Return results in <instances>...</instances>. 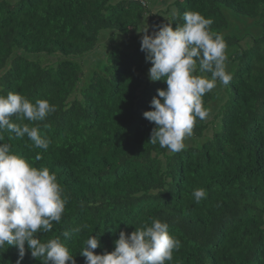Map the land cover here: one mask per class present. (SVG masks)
<instances>
[{
    "label": "trees",
    "instance_id": "16d2710c",
    "mask_svg": "<svg viewBox=\"0 0 264 264\" xmlns=\"http://www.w3.org/2000/svg\"><path fill=\"white\" fill-rule=\"evenodd\" d=\"M189 11L213 20L233 78L203 96L208 118L197 119L185 150L173 154L149 141L155 125L143 112L167 85L149 81L136 34L146 21L152 33L183 25ZM88 57L96 65L90 76ZM9 92L56 106L44 121L12 117L38 126L47 150L0 133V144L47 167L64 190L61 221L37 234L42 243L58 237L85 264L79 252L89 236L100 243L94 253L104 254L120 231L159 219L181 242L166 264H264V0H0V95ZM197 188L207 192L200 203ZM5 248L0 264H16L17 248ZM21 264L43 258L26 246Z\"/></svg>",
    "mask_w": 264,
    "mask_h": 264
},
{
    "label": "clouds",
    "instance_id": "9594fccd",
    "mask_svg": "<svg viewBox=\"0 0 264 264\" xmlns=\"http://www.w3.org/2000/svg\"><path fill=\"white\" fill-rule=\"evenodd\" d=\"M183 19V25L173 28L169 23L152 34H148L147 25L139 30L143 33L140 50L145 53V61L151 63L149 81L163 80L167 85L166 89H157L150 101L152 110L143 112V117L155 125L149 141L158 142L173 154L185 150V140L192 136L197 119L208 118L210 109L204 106L203 96L216 88L218 81L227 86L233 78L226 68L228 45L221 34L210 29L213 20L191 11L185 12ZM197 70L200 75L195 74ZM55 111L56 106L48 100L32 103L18 93L0 95V133L13 132L18 139L26 135L34 147L47 150L51 141L39 135L38 126L18 125L12 117L40 122ZM40 158L38 154L36 159ZM63 192L55 173L47 167H33L13 154L7 144H0V249L5 250V245L16 247V264H21L26 246L33 258H43V264H76L74 255L58 237L42 243L37 235L51 231L53 222L60 223L67 203ZM192 195L200 203L207 192L197 188ZM69 235L68 231L63 233L65 238ZM114 244L113 251L95 254L93 250L100 243L91 235L79 254L85 264H166L181 247L180 240L170 235L169 224L159 219L127 235L120 231Z\"/></svg>",
    "mask_w": 264,
    "mask_h": 264
},
{
    "label": "rangeland",
    "instance_id": "374dc122",
    "mask_svg": "<svg viewBox=\"0 0 264 264\" xmlns=\"http://www.w3.org/2000/svg\"><path fill=\"white\" fill-rule=\"evenodd\" d=\"M167 3H169V2H167ZM167 3H166V1L164 2V4H161V3H159L157 6H155L154 8H155V10H152V13L153 14H158L159 12H158V10L159 11H163L164 9H165V7H166V5H167ZM157 11V12H156ZM235 20H236V18H235ZM146 25H147V27H148V34H152V32H151V30H150V27H149V23H148V21H146ZM240 25V29L243 31V32H250L248 29L250 28V25H244V27L241 25V24H239ZM143 33H140V32H138L137 34H136V36H140L141 37V35H142ZM139 38V37H138ZM105 42H106V40H105ZM108 45V44H107ZM93 58L92 57H88V58H86L83 62H84V74L86 75V76H90L91 75V73H92V71L95 69V62L93 63ZM207 136H209V133L207 134Z\"/></svg>",
    "mask_w": 264,
    "mask_h": 264
}]
</instances>
